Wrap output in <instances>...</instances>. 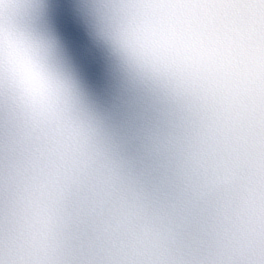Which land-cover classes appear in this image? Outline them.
Wrapping results in <instances>:
<instances>
[{
  "label": "snow or ice",
  "instance_id": "6c2138e0",
  "mask_svg": "<svg viewBox=\"0 0 264 264\" xmlns=\"http://www.w3.org/2000/svg\"><path fill=\"white\" fill-rule=\"evenodd\" d=\"M0 264H264V0H0Z\"/></svg>",
  "mask_w": 264,
  "mask_h": 264
}]
</instances>
